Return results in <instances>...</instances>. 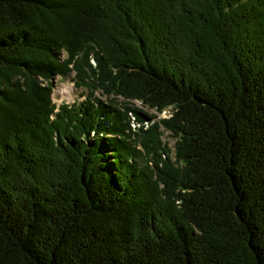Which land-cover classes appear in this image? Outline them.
I'll list each match as a JSON object with an SVG mask.
<instances>
[{
  "label": "trees",
  "instance_id": "1",
  "mask_svg": "<svg viewBox=\"0 0 264 264\" xmlns=\"http://www.w3.org/2000/svg\"><path fill=\"white\" fill-rule=\"evenodd\" d=\"M0 264H264V0H0Z\"/></svg>",
  "mask_w": 264,
  "mask_h": 264
},
{
  "label": "rangeland",
  "instance_id": "2",
  "mask_svg": "<svg viewBox=\"0 0 264 264\" xmlns=\"http://www.w3.org/2000/svg\"><path fill=\"white\" fill-rule=\"evenodd\" d=\"M83 54V53H82ZM80 54H77L76 58L79 57ZM62 56L64 58H67L69 56V54L67 53V51H63ZM92 61H94V63H96V59L94 57H92ZM77 71L74 70V72L72 74H68V75H62V74H57L55 77H53L52 81H53V94L55 95V98L57 97L58 99H62L63 101H69V102H73L76 99H82L85 96V89L81 86H78L74 83V79H77V84H80V80L79 77L77 76ZM40 80H44V78L42 76L39 77ZM45 83V81H44ZM61 85L63 86V91L58 92L59 88L61 87ZM96 92L102 93L99 89L96 90ZM107 96V95H105ZM125 100H127L126 98H124ZM132 101H135L136 104H130L128 106L132 107V108H142L146 111H150L151 113H155L157 114L158 118H162L164 116H167L168 114H170V111L166 110L164 112H160L159 110L149 107L147 105H145L144 103H142L141 101H137L135 99H133ZM131 113H135L134 111H132ZM150 120L149 123L146 124V127L150 126ZM137 125V124H134ZM164 128V132L161 135V138L163 139V141H171L170 145L175 147L176 144V140L171 136L170 132L168 131V129Z\"/></svg>",
  "mask_w": 264,
  "mask_h": 264
},
{
  "label": "bare ground",
  "instance_id": "3",
  "mask_svg": "<svg viewBox=\"0 0 264 264\" xmlns=\"http://www.w3.org/2000/svg\"><path fill=\"white\" fill-rule=\"evenodd\" d=\"M63 86L64 85H61V87L59 88L58 92L63 91V89H64Z\"/></svg>",
  "mask_w": 264,
  "mask_h": 264
}]
</instances>
